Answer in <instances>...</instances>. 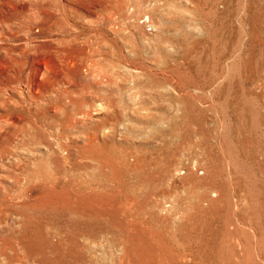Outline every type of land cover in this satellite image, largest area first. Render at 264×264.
I'll return each instance as SVG.
<instances>
[{"label": "rangeland", "instance_id": "1", "mask_svg": "<svg viewBox=\"0 0 264 264\" xmlns=\"http://www.w3.org/2000/svg\"><path fill=\"white\" fill-rule=\"evenodd\" d=\"M0 264H264V0H0Z\"/></svg>", "mask_w": 264, "mask_h": 264}]
</instances>
